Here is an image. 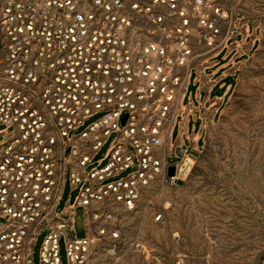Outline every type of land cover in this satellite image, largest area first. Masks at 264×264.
Wrapping results in <instances>:
<instances>
[{
    "label": "built area",
    "instance_id": "1",
    "mask_svg": "<svg viewBox=\"0 0 264 264\" xmlns=\"http://www.w3.org/2000/svg\"><path fill=\"white\" fill-rule=\"evenodd\" d=\"M240 4L0 2V264H63L61 239L68 264H91V217L116 204L134 208L147 187L175 186L188 150L185 127L174 161L169 135L190 71L201 78L199 91L209 92L216 82L205 79L209 59L232 35H249L244 16L237 20ZM208 98L193 107L204 121ZM66 183L76 194L59 208ZM77 207L84 208L82 238Z\"/></svg>",
    "mask_w": 264,
    "mask_h": 264
},
{
    "label": "rangeland",
    "instance_id": "2",
    "mask_svg": "<svg viewBox=\"0 0 264 264\" xmlns=\"http://www.w3.org/2000/svg\"><path fill=\"white\" fill-rule=\"evenodd\" d=\"M240 5L237 20L244 16L250 36L246 53L229 70H236L235 77L206 68L207 85L216 82L209 92L199 91L201 78L194 68L190 71L169 135L168 159L174 161L186 124L182 138L188 150L175 186L147 187L134 208L116 204L101 208L97 221L91 217V264H264V0H241ZM241 40L232 35L210 60L223 62L229 47ZM207 93L206 108L224 102L204 129L201 111L193 107L202 105ZM70 194L72 199L76 193L66 183L59 208ZM74 222L76 236H86L83 207L75 209ZM45 234L37 237L35 262ZM60 253L68 264L63 239Z\"/></svg>",
    "mask_w": 264,
    "mask_h": 264
},
{
    "label": "crops",
    "instance_id": "3",
    "mask_svg": "<svg viewBox=\"0 0 264 264\" xmlns=\"http://www.w3.org/2000/svg\"><path fill=\"white\" fill-rule=\"evenodd\" d=\"M249 34V33H248ZM250 35L247 36V38L244 40L242 38V40L238 43H235L233 44L232 46L229 47L227 53L225 54L224 56V61L223 62H219L218 60L214 59V60H210L208 61L207 65H206V68H215L214 71H217V70H224V73L222 76H225V74L228 73V76L229 75H233V77H235L236 75V70H233V71H229L230 68L235 64L236 60L240 59L245 52V48H243L244 45H247V39ZM255 41V40H254ZM240 46H242V48H240ZM247 49V48H246ZM213 57H216V56H213ZM212 58V57H211ZM240 61V60H239ZM210 74H205V79L208 80L210 78ZM232 86V83L231 82H228L226 84V91H230V88ZM223 99L220 100V103H217L218 106L216 107H213L212 109H208L202 113V116L204 118H206V121L203 120V124H202V128L205 129V125L207 124V122L214 118L216 112L219 110L220 108V105L223 103ZM216 104V105H217ZM215 106V105H214ZM184 126H186V124H184Z\"/></svg>",
    "mask_w": 264,
    "mask_h": 264
},
{
    "label": "water",
    "instance_id": "4",
    "mask_svg": "<svg viewBox=\"0 0 264 264\" xmlns=\"http://www.w3.org/2000/svg\"><path fill=\"white\" fill-rule=\"evenodd\" d=\"M126 118H127V114L124 116L123 122H125ZM168 172H169V175H173L175 173V168L173 166H170Z\"/></svg>",
    "mask_w": 264,
    "mask_h": 264
}]
</instances>
